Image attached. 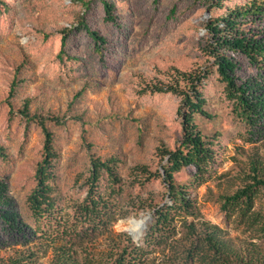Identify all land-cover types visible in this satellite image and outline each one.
<instances>
[{
  "label": "rangeland",
  "instance_id": "374dc122",
  "mask_svg": "<svg viewBox=\"0 0 264 264\" xmlns=\"http://www.w3.org/2000/svg\"><path fill=\"white\" fill-rule=\"evenodd\" d=\"M111 1L116 22L104 20L101 0H0V143L6 148L0 181L9 185L23 222L38 227L28 198L45 141L37 122L22 114L29 102L30 115L47 118L54 135L58 158L52 186L58 216L75 218L87 194L91 158H116L123 217L105 229L99 244L127 233L142 245L153 221L148 204L171 202L161 178L135 184L141 177L135 167L163 172L167 158L159 150H175L183 140L182 97L153 93L152 86L207 68L201 90L210 117L195 114L194 122L205 137L216 140L217 157L203 180L196 178L194 166L176 173L175 180L196 199L204 220L219 225L238 248L258 249L264 258V188L247 217L243 206L223 208V197L251 183L253 161L264 159V130L249 131L216 68L210 67L208 24L222 12L211 13L207 3L194 0ZM83 20L106 36L101 49L81 26ZM64 30L70 31L65 48ZM110 187L104 180L103 190L109 193ZM143 217L150 222L137 240L127 228ZM18 239L1 233L0 264L24 249Z\"/></svg>",
  "mask_w": 264,
  "mask_h": 264
},
{
  "label": "trees",
  "instance_id": "16d2710c",
  "mask_svg": "<svg viewBox=\"0 0 264 264\" xmlns=\"http://www.w3.org/2000/svg\"><path fill=\"white\" fill-rule=\"evenodd\" d=\"M194 1L207 3L211 13L222 12L212 15L208 24L211 42L207 53L213 61L210 67L216 68L236 114L249 131L264 130V0ZM101 2L104 20L116 22L115 4L111 0ZM81 26L95 41L97 49L107 43L99 29L92 28L85 20ZM69 33V30L63 31V48ZM63 52L67 53L65 49ZM207 74V68L178 73L174 81L152 86L153 93L182 97L183 140L175 150L166 147L159 150L162 159L167 158V163L162 165L163 172L150 171L146 165L135 167L141 175L135 184L143 186L161 178L171 202L148 204L154 210L153 221L142 245L127 233H116L99 244L105 229L123 217L118 208L122 178L116 158L103 160L93 156L86 179L87 194L78 204L75 218L65 220L58 216L52 186L58 158L54 135L47 126V118L31 116L26 102L22 114L35 120L45 137L43 158L36 170V186L28 198L38 227L29 228L23 222L9 185L0 181V235L4 232L20 237L17 241L24 247L3 264H264L258 249L238 248L219 225L204 220L196 199L175 180L176 173L189 166H194L196 178L203 180L217 157L216 140L205 137L194 122L195 114L210 117L205 109L207 99L201 90ZM54 121L62 124L59 119ZM0 156L6 157V148L1 143ZM252 170L251 183L235 195L223 197L225 210L243 206L244 217L252 210L255 196L264 188V159L253 161ZM104 180L111 185L109 193L103 190ZM44 220L47 223L41 226Z\"/></svg>",
  "mask_w": 264,
  "mask_h": 264
},
{
  "label": "bare ground",
  "instance_id": "6f19581e",
  "mask_svg": "<svg viewBox=\"0 0 264 264\" xmlns=\"http://www.w3.org/2000/svg\"><path fill=\"white\" fill-rule=\"evenodd\" d=\"M150 222V217H143L141 219H134L131 221V225L127 230L134 234L135 238L139 240L145 230L147 229L148 223Z\"/></svg>",
  "mask_w": 264,
  "mask_h": 264
}]
</instances>
